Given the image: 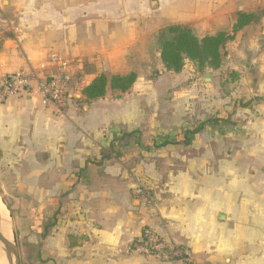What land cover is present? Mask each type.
I'll use <instances>...</instances> for the list:
<instances>
[{"label":"crops","instance_id":"0c3cea01","mask_svg":"<svg viewBox=\"0 0 264 264\" xmlns=\"http://www.w3.org/2000/svg\"><path fill=\"white\" fill-rule=\"evenodd\" d=\"M263 6L264 0H0V77L41 63L56 69L55 54L71 78V98L60 111L28 93L0 98V153L12 168L27 169L18 177L2 175L0 185L18 180L42 202L32 216L43 224L26 234L27 243L41 245L40 264H156L126 251L145 225L187 246L193 264H218L196 256L188 239L210 236L215 221L228 216L222 188L224 204L212 219L216 169L224 186L247 171L264 180V16L237 31L221 49V67L206 68L199 78L189 60L176 73L164 68L156 33L172 24L198 38L231 32L238 12ZM101 72L108 78L134 72L136 79L126 92L108 87L104 96L86 100L82 88ZM231 72L235 79L226 81ZM193 114H201L203 125L186 141ZM178 147L202 154L185 165L206 171L199 215L178 187L195 182L175 171L171 153ZM148 152L157 156L147 159ZM138 186L152 187L153 204ZM249 201L237 210L248 220L235 223L240 233L233 244H264V192ZM192 216L198 224L188 236Z\"/></svg>","mask_w":264,"mask_h":264},{"label":"rangeland","instance_id":"374dc122","mask_svg":"<svg viewBox=\"0 0 264 264\" xmlns=\"http://www.w3.org/2000/svg\"><path fill=\"white\" fill-rule=\"evenodd\" d=\"M195 72V76L199 78L201 77L203 71H198L195 66ZM192 77L193 75H190L189 78ZM196 102L197 101H195L194 103ZM196 109L197 108H195V106L193 105L192 112H196ZM191 116L193 117L188 116V125L190 126V129H194L201 122V114H199L200 118H194V114ZM153 156L155 157L157 155L148 152L146 158L153 159ZM171 156L172 158L177 159V161H175L176 164H178V168L175 170L177 171V174L187 175L188 180H190L191 178L195 181L194 184H183L181 181L180 186L178 187H183L185 189V198L190 211L194 209L193 214L199 215L200 210H202L203 203H205L204 198L206 190H204V186L201 181L203 176L206 175V171L199 168L186 169L185 165L188 160L194 159L195 157L202 160V154L199 153L195 155L192 152H188L184 147H178V152L171 153ZM3 157L4 156L2 155V153H0V177L2 175L7 176L6 178H10L11 176L18 177L19 175H24L26 173L27 169L25 168H12L10 162H8L7 160H3ZM160 171L162 172L161 175L165 172V170ZM212 175L216 178V182L212 183L210 186V194L212 195V219H216V213L221 212L220 204L222 203V200H220L219 198L222 192V188H224L227 194V204H230L227 210L228 216L225 219L223 218L224 220L222 222L216 220L214 225L223 226L227 223L228 227L223 231L219 230L216 226V229H212L210 236H195L196 239L194 242H192L191 238L188 239V242L190 243L189 245L195 250L197 254L196 256H200V258L205 262L213 259L218 264H264V244H233L234 240L236 239L235 236L240 233L239 231L236 232L235 223L237 221H239L240 223V220H243V223H247L246 221L248 220V218H245L244 220V217H238L237 210L238 208L240 209L241 204L243 206V209L249 208V206L246 205L250 204V194H261L262 192H264V180L262 179L263 175L260 173L251 175L250 171H247L246 173H244V175H241L242 177L228 178L230 183L225 186L218 183V169H216ZM238 181H240V184L235 183ZM141 187L145 191L154 193L152 187L150 186ZM137 188H139V186ZM27 189L28 186L26 184H20L18 180H15V182L10 184L3 183L2 185H0V197L6 203V206L9 209V214L7 215L8 225L11 231V238L12 231L15 233V236L17 238V243L20 250L21 264H40L37 255H40L41 245L39 247L36 246V248L27 243L28 237L26 234L28 230H34L30 229L32 224L36 223L37 228H40L43 224V221H41L40 217L32 216V208L39 206L40 204H42V202L37 200L35 203V200H33V198L27 193ZM245 194H247L246 197L244 199H241V196ZM6 197L8 200L6 199ZM180 198L183 197L180 196ZM149 204L151 205L153 204V202H149ZM222 204H224V202ZM203 217L206 218V215ZM189 219L190 220L187 221V224L185 226V232L188 233V236H191L192 231L197 227L196 224L198 223L196 222L197 217L195 216H192ZM202 227L203 225H201V228ZM242 233L243 237L246 240L250 239V232ZM37 235L39 234H36V237ZM263 237L262 239L264 240ZM39 238H41V234L39 235Z\"/></svg>","mask_w":264,"mask_h":264},{"label":"trees","instance_id":"16d2710c","mask_svg":"<svg viewBox=\"0 0 264 264\" xmlns=\"http://www.w3.org/2000/svg\"><path fill=\"white\" fill-rule=\"evenodd\" d=\"M264 16V6L254 12H238L231 32H216L202 38L196 37L190 28L181 24L169 25L156 33V40L160 47V60L167 71L179 72L187 60L195 64L198 71L206 68L216 70L221 67L224 45L234 38L237 31L244 26L257 22ZM226 81H233L236 73L231 72ZM136 79L134 72L113 74L109 78L104 73L97 74L91 82L82 88L86 100H93L105 95L107 88L118 92H126ZM203 121L194 129L184 131L187 135L202 128ZM162 142L159 145H165Z\"/></svg>","mask_w":264,"mask_h":264},{"label":"built area","instance_id":"2783aa9c","mask_svg":"<svg viewBox=\"0 0 264 264\" xmlns=\"http://www.w3.org/2000/svg\"><path fill=\"white\" fill-rule=\"evenodd\" d=\"M50 60L58 62L59 67L48 69L45 63H41L37 67L30 66L27 69L1 76L0 98L28 93L39 98L44 106L63 110L71 98V78L64 60L55 54L50 56ZM138 193L146 201L153 202V195L149 191L139 187ZM126 251L153 258L157 261L156 264H190L191 251L187 246L163 238L148 225L143 227L140 236L129 243Z\"/></svg>","mask_w":264,"mask_h":264},{"label":"water","instance_id":"95a60500","mask_svg":"<svg viewBox=\"0 0 264 264\" xmlns=\"http://www.w3.org/2000/svg\"><path fill=\"white\" fill-rule=\"evenodd\" d=\"M204 76H206V78L208 79V77L210 76V73L206 72ZM1 201L4 203L6 209L8 210V214H9V209L6 206V203L2 199ZM0 223H1V218H0ZM0 241L4 244V249H5L6 257L8 260V264H21L20 250H19V246L17 243V238L15 236V233L12 231V238L8 240L7 238L3 236L0 230ZM190 264H193V263L190 262Z\"/></svg>","mask_w":264,"mask_h":264},{"label":"bare ground","instance_id":"6f19581e","mask_svg":"<svg viewBox=\"0 0 264 264\" xmlns=\"http://www.w3.org/2000/svg\"><path fill=\"white\" fill-rule=\"evenodd\" d=\"M7 215H8V210L6 209L4 203L1 201L0 198V218H1L0 230L3 236L8 240H10L11 231L8 225ZM0 264H8L4 249V244L1 241H0Z\"/></svg>","mask_w":264,"mask_h":264}]
</instances>
